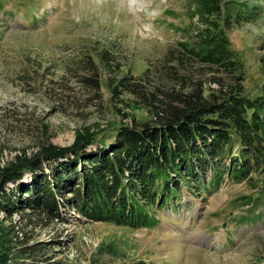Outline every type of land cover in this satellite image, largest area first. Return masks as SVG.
Here are the masks:
<instances>
[{
    "label": "trees",
    "instance_id": "obj_1",
    "mask_svg": "<svg viewBox=\"0 0 264 264\" xmlns=\"http://www.w3.org/2000/svg\"><path fill=\"white\" fill-rule=\"evenodd\" d=\"M254 3L192 0L190 22L180 29L185 34L160 66L146 67L137 76L113 56L111 44L93 42L74 58L69 71L76 84L93 93L84 107L93 104L92 98L103 101L104 85L109 109L121 111L130 123L121 120L111 140L107 127L81 125L64 147L43 139L48 133L42 130L29 156L25 152L0 164L5 217L0 218V264H53L11 222L15 212L20 211L19 219L53 222L63 219V203L89 222L152 228L157 211L181 199L183 185L192 188L193 176L202 180L209 172L206 186H211L224 175L234 182L249 180L262 167L264 94H245V68L228 38L231 27L261 18ZM260 65L264 72V54ZM136 109H144L147 117L136 118ZM25 173L30 179L23 183ZM97 251L111 255L115 248L112 243Z\"/></svg>",
    "mask_w": 264,
    "mask_h": 264
},
{
    "label": "rangeland",
    "instance_id": "obj_2",
    "mask_svg": "<svg viewBox=\"0 0 264 264\" xmlns=\"http://www.w3.org/2000/svg\"><path fill=\"white\" fill-rule=\"evenodd\" d=\"M248 1H255L261 18L231 27L228 38L245 68V94L253 96L264 94V0ZM137 2L143 6L153 0ZM154 3L153 10L140 15L128 0H0L1 165L25 152L29 156L42 130L48 133L43 139L64 147L81 125L107 127L111 140L121 120L130 123L121 111L109 109L104 85L103 101L92 98L93 104L84 107L93 93L76 84L69 64L94 42L111 44L113 56L136 76L146 67L160 66L185 34L180 29L190 22L192 0ZM134 112L138 119L147 117L144 109ZM226 177L206 186L209 172L202 180L193 176L192 188L183 185L181 199L160 208L152 228L89 222L63 203L62 220L19 219L18 211L11 222L29 244L38 243L40 256L53 264H124L135 259L146 264H264V162L249 180ZM29 179L25 173L22 182ZM0 218H5L3 212ZM112 243L114 253L98 255L100 246Z\"/></svg>",
    "mask_w": 264,
    "mask_h": 264
},
{
    "label": "clouds",
    "instance_id": "obj_3",
    "mask_svg": "<svg viewBox=\"0 0 264 264\" xmlns=\"http://www.w3.org/2000/svg\"><path fill=\"white\" fill-rule=\"evenodd\" d=\"M128 4H129L130 8L134 9L135 12L140 14V15H144L146 12H150L155 7L154 0H153V2H151L147 5L145 3H143V6H141L137 2V0H128Z\"/></svg>",
    "mask_w": 264,
    "mask_h": 264
}]
</instances>
